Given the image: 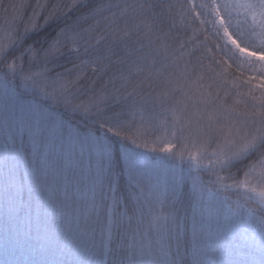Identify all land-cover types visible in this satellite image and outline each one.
<instances>
[{"label": "snow or ice", "instance_id": "snow-or-ice-1", "mask_svg": "<svg viewBox=\"0 0 264 264\" xmlns=\"http://www.w3.org/2000/svg\"><path fill=\"white\" fill-rule=\"evenodd\" d=\"M224 193L264 264V0H0V264H222Z\"/></svg>", "mask_w": 264, "mask_h": 264}, {"label": "trees", "instance_id": "trees-1", "mask_svg": "<svg viewBox=\"0 0 264 264\" xmlns=\"http://www.w3.org/2000/svg\"><path fill=\"white\" fill-rule=\"evenodd\" d=\"M186 2V0H185ZM200 2H206V0H196V3H200ZM176 24H177V28L181 31L182 34V38L184 40L188 39V36L192 35V28L194 27H199L198 22L193 24L192 27H185L183 22L181 21L180 16H176ZM199 40H203L204 36H203V30H201L199 36H198ZM196 44V41L193 40L192 44L189 45V47L194 48ZM200 55V51H196L195 52V56H199ZM205 65H207L209 62L208 60L204 61ZM232 72V76L229 77V79L231 80L232 78L236 77V76H240V73L237 72L234 68L230 70ZM242 80L243 79H247L248 78V73L245 72L244 76L240 77ZM235 91V90H233ZM246 91V89H245ZM205 179H207V176L204 177ZM242 174L237 176V179H242ZM224 196H227L228 199L227 201H224L223 203H220L222 206V209L229 211V207L231 208H237L240 205H244L245 204V200L243 199L242 196H238L235 193L229 194V193H224ZM208 198L207 195H205V199ZM248 207H255V205L252 204H248ZM190 213V210H189ZM241 217L237 216V218L240 221V224L238 225V227L236 228L235 231H233L230 235H228V233H225V239H222L223 243L217 248V250H219V257H218V261L222 262V264H227V262H231L234 260H240L243 259L245 257V252H252L255 251L256 253H258L259 251V235L258 234H253L252 233V227L254 226L253 224H250L248 222V218L246 215L242 214L240 215ZM226 217V216H224ZM190 223V221H189ZM243 223L245 225H243ZM230 236H232L230 238ZM230 238V239H229ZM244 245L245 247L241 249L240 251V246ZM213 249L216 248V246H212ZM70 258V257H69Z\"/></svg>", "mask_w": 264, "mask_h": 264}, {"label": "rangeland", "instance_id": "rangeland-1", "mask_svg": "<svg viewBox=\"0 0 264 264\" xmlns=\"http://www.w3.org/2000/svg\"><path fill=\"white\" fill-rule=\"evenodd\" d=\"M207 199L208 198H206V200ZM204 215L206 218L209 215L212 218V229H213L212 246H216V248L215 249L212 248L211 258H214L215 260H217L219 257V250H217V248L219 246V249H220V246L223 244L221 242H222V239H225V236H224L225 233H228V235H230L233 231L236 230V228L240 224V221L237 218V216L233 217L231 216L229 211L222 209L221 204L217 202H213L210 208L206 207L204 211ZM224 216H226L228 219L226 220L225 219L226 217ZM217 220H219L220 224L222 225V227L218 231L216 229ZM243 225L245 224L243 223ZM231 237L232 236H230V238ZM244 247H245L244 245H241L240 251Z\"/></svg>", "mask_w": 264, "mask_h": 264}]
</instances>
